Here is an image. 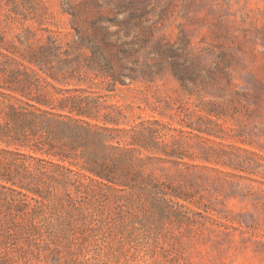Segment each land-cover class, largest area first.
I'll use <instances>...</instances> for the list:
<instances>
[{"label":"rangeland","instance_id":"rangeland-1","mask_svg":"<svg viewBox=\"0 0 264 264\" xmlns=\"http://www.w3.org/2000/svg\"><path fill=\"white\" fill-rule=\"evenodd\" d=\"M0 264H264V0H0Z\"/></svg>","mask_w":264,"mask_h":264},{"label":"trees","instance_id":"trees-1","mask_svg":"<svg viewBox=\"0 0 264 264\" xmlns=\"http://www.w3.org/2000/svg\"><path fill=\"white\" fill-rule=\"evenodd\" d=\"M4 89L9 91V92H1L2 96H4V98H7L10 100V103L7 105L8 117H10L14 122H16L17 119H19V118L25 119V117L27 118L28 115L31 114L33 117L30 120H31L32 124H34V122L37 120V115H38L37 113H38V110H40V108L33 103H27V104L25 103L26 106H24V105H21L19 103L12 102V100L16 101V96L11 93V92H14L13 87H4ZM90 170H92V172H95L97 175L102 176L104 178H107L109 180L111 178V177H109V175H106V173L95 171V169H90Z\"/></svg>","mask_w":264,"mask_h":264}]
</instances>
